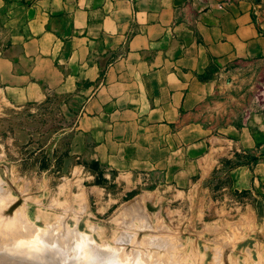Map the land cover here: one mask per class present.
<instances>
[{"label": "crops", "instance_id": "obj_1", "mask_svg": "<svg viewBox=\"0 0 264 264\" xmlns=\"http://www.w3.org/2000/svg\"><path fill=\"white\" fill-rule=\"evenodd\" d=\"M253 7L0 0V85L63 98L84 150L115 170L177 185L221 172L229 189H259L264 104L217 84L234 64L264 63V21Z\"/></svg>", "mask_w": 264, "mask_h": 264}, {"label": "rangeland", "instance_id": "obj_2", "mask_svg": "<svg viewBox=\"0 0 264 264\" xmlns=\"http://www.w3.org/2000/svg\"><path fill=\"white\" fill-rule=\"evenodd\" d=\"M247 1L253 3L256 15L264 21V0ZM217 84L229 86L232 95L241 97L247 105L260 106L261 101L264 104V63L234 64ZM36 96L33 100L31 94L28 98L14 88L0 85V184L4 195L11 196L7 204L14 201L5 208L7 214L0 213L1 224L16 220L13 225L17 224L18 232L30 236L42 228L56 226L61 231L66 225L71 231L77 225L80 232L93 235V243L122 245L119 254H124L127 261L133 249L140 248L147 257L145 249L150 245L146 243L156 235L174 242V249L181 248L183 262L217 264L223 254V264L264 263V182L259 189L235 190L228 188L221 172L177 185L151 172L115 170L97 159L95 152L84 150L78 116L68 110L63 98L46 89ZM132 204L143 209L138 211L140 219L131 220V224L140 226L127 228L131 229L130 235L133 233L130 238L128 235V242L116 241L118 235L127 232L122 219L129 220L126 208ZM144 219L147 221L142 223ZM5 225H0L1 231ZM167 235L175 239L171 241ZM187 255L190 256L186 258Z\"/></svg>", "mask_w": 264, "mask_h": 264}, {"label": "bare ground", "instance_id": "obj_3", "mask_svg": "<svg viewBox=\"0 0 264 264\" xmlns=\"http://www.w3.org/2000/svg\"><path fill=\"white\" fill-rule=\"evenodd\" d=\"M1 179V178H0ZM2 182V181H1ZM3 184V183H2ZM1 184H0V213H6L5 211V208L7 207V209L9 208V206H12V204L14 203L13 202H10L11 204H7V200H9V194L8 197L4 195L2 189H4L3 187L1 188ZM9 190V189H8ZM7 190V192H8ZM10 191V190H9ZM10 193V192H9ZM14 200V199H13ZM12 201V200H11ZM17 201V200H15ZM85 202V201H84ZM25 203V202H24ZM86 203V202H85ZM137 203V202H136ZM135 203V204H136ZM141 203V202H140ZM7 204V205H6ZM72 204V203H71ZM70 204V205H71ZM129 204V203H128ZM139 204V203H138ZM88 205V203H87ZM86 205V206H87ZM130 205V204H129ZM127 205L126 207V212L128 213L129 215V220L125 219H122V224L124 225L123 227H126V229L128 227H131V225L133 226V224H131V220L136 218V220L139 218H141V206L140 208H137V206L133 205L132 206H129ZM140 205V204H139ZM138 205V206H139ZM25 206V204H24ZM23 207V206H21ZM27 207V206H26ZM70 207V206H69ZM83 207V206H82ZM67 208V207H66ZM72 208V207H71ZM125 208V207H123ZM145 208V207H144ZM6 209V210H7ZM68 209V208H67ZM25 210V209H24ZM23 210V211H24ZM82 210V209H81ZM139 210L140 213L138 212ZM15 211H17L15 209ZM65 211H69V210H65ZM76 210H74L75 212ZM85 211V210H84ZM145 211H147V209H144V213ZM8 215H11L10 213L12 212V209L10 208L8 210ZM18 212V211H17ZM70 212V211H69ZM72 212V211H71ZM82 212V211H81ZM125 212V211H124ZM142 212V213H143ZM16 213V212H15ZM14 211H13V216H14ZM66 213V212H65ZM123 213V212H122ZM147 213V212H146ZM7 214V213H6ZM19 214V213H18ZM17 214V215H18ZM23 213H21L22 215ZM81 214V213H80ZM148 214V213H147ZM61 215V214H60ZM68 214H66L67 216ZM125 215V214H124ZM123 215V216H124ZM127 215V214H126ZM127 215V216H128ZM22 216H25V213L24 215ZM22 216H19V217H22ZM62 216V215H61ZM82 216V215H81ZM145 216V215H144ZM143 216V218H145ZM149 216V214H148ZM0 217H2V215L0 214ZM5 218H9V217H6V215H4ZM15 217H18L15 215ZM39 217V216H37ZM64 217V216H63ZM78 217V219L80 218L79 216L76 215V218ZM151 217V216H150ZM23 218V217H22ZM61 218V217H60ZM59 218V219H60ZM147 218V217H146ZM145 218V219H146ZM2 219V218H1ZM14 219V217H13ZM12 219V220H13ZM119 219V217H118ZM142 220L141 222L144 223L143 221H147V220ZM148 219V218H147ZM28 220V219H26ZM117 220V219H116ZM149 220V219H148ZM7 220H5V224L8 226V227H11L13 224H14V221L13 224L11 222H9V219H8V224L6 223ZM24 221V220H23ZM62 221V219H61ZM133 221V220H132ZM135 221V220H134ZM139 221V220H138ZM31 222V221H30ZM121 222V221H119ZM151 225L152 222L149 221ZM26 224V222H24ZM5 224H1L0 222V225H5ZM29 225V223H27ZM54 224V222H53ZM56 224V223H55ZM5 225V226H6ZM11 225V226H10ZM20 225V224H19ZM23 225V224H22ZM35 225V224H34ZM47 225V224H46ZM51 225V224H50ZM135 225V224H134ZM143 225V224H142ZM141 225V226H142ZM149 225V224H147ZM147 225H145L147 227ZM5 226H2L3 227V231L0 230V264H194L193 263V260H192V263H188V260L186 262H183V260L181 259V248L179 249V247H175L174 249V242L171 244L169 243V241L167 242L164 241L167 237H165L164 240L162 239H158V238H164L163 236H153L151 238L148 239V243L150 245V248H146L145 249V252H148L147 253V257H144L142 255V251L141 249L139 248L138 250L136 249H133V254L131 255V259L130 261L126 260L125 257L122 255V254H119L121 249H122V245H116L114 247H111L112 245L111 244H107V246L105 247L103 242L100 244L98 243L97 241H94V243L92 242V238L91 239V236L93 235H90L88 233H83L80 232L79 230H77V225H76V228L75 229H71L69 226V228L71 229V231H68V229H66V225L64 226L63 225V228L61 231H59L58 229L56 230V226L52 229H39L38 231H34V235H28V234H21L20 232H18V226L16 224L13 225L10 229L9 228H4ZM6 226V227H7ZM33 226V225H32ZM52 226V225H51ZM54 226V225H53ZM97 227L96 224H94V227ZM121 226V225H120ZM135 226H138V225H135ZM140 226V225H139ZM138 226V228H139ZM150 226V225H149ZM236 226V225H235ZM21 227V226H20ZM35 227H37L35 225ZM57 227H60L59 225ZM62 227V226H61ZM90 227V226H89ZM93 227V225L91 226ZM95 227V228H96ZM122 227V228H123ZM144 227V226H143ZM145 227V228H146ZM151 227V226H150ZM1 228V227H0ZM17 228V229H16ZM22 229L20 230H23L24 227H21ZM32 228V227H31ZM30 228V229H31ZM40 228V227H39ZM137 228V227H136ZM135 228V229H136ZM153 228V227H152ZM151 228V230H152ZM35 229V228H34ZM60 229V228H59ZM97 229V228H96ZM92 230V229H91ZM125 230V229H123ZM131 230V229H130ZM130 230L127 229V232L129 233H121L123 234L121 237L120 235H116V239L118 237V239L116 241H127L129 240V238L131 237V234L130 235ZM133 230V229H132ZM139 230V229H138ZM150 230V228H149ZM24 231V230H23ZM29 231V230H28ZM126 231V230H125ZM134 231V230H133ZM132 231V232H133ZM144 231V230H143ZM235 231V230H234ZM238 231V229H237ZM31 232V231H30ZM138 232V231H137ZM136 232V233H137ZM140 232V231H139ZM239 232V231H238ZM25 233V232H24ZM98 233V232H97ZM237 233V232H236ZM235 233V234H236ZM66 234V235H65ZM69 234V235H67ZM240 234V233H239ZM128 235L129 238H128ZM146 235V234H145ZM148 235V234H147ZM150 235V234H149ZM154 235V234H152ZM238 235V233H237ZM135 236V235H134ZM137 236V234H136ZM168 236V235H167ZM157 237V238H156ZM170 239L171 238H174L175 237H172V236H168ZM148 238V237H147ZM177 238V237H176ZM115 238H113L112 242L114 241ZM145 239V238H144ZM232 239V238H231ZM95 240V239H93ZM147 240V239H145ZM144 240V241H145ZM169 240V239H168ZM233 240V239H232ZM115 241V242H116ZM171 241H173V239H171ZM170 241V242H171ZM108 242V241H107ZM123 242V243H124ZM179 242V240H178ZM229 242V241H228ZM227 242V243H228ZM232 242V241H231ZM96 243V244H95ZM144 243V242H143ZM142 243V244H143ZM176 240H175V246H176ZM102 245V246H99V245ZM110 245V247L108 248V246ZM136 245V244H135ZM177 246H178V243H177ZM226 246V244H225ZM228 246V245H227ZM182 247V246H180ZM138 248V247H137ZM183 248V247H182ZM126 249V248H125ZM131 249V247H130ZM129 249V250H130ZM144 249V248H143ZM180 252L179 253V257L177 256V250ZM132 250V249H131ZM122 252V251H121ZM176 252V253H174ZM222 252V251H221ZM183 254V253H182ZM130 255V254H129ZM146 256V255H145ZM185 256V255H184ZM184 256H183V259H184ZM190 256V255H187L186 258ZM194 256V255H193ZM128 257V256H127ZM196 257V256H195ZM218 257V256H217ZM185 258V259H186ZM190 258V257H189ZM194 258V257H193ZM191 257V259H193ZM195 259V258H194ZM197 259V258H196ZM226 260V258L224 259ZM223 260V254L220 255V258L216 261L217 264H223L224 262ZM254 262V261H253ZM258 262V261H257ZM249 263V262H248ZM256 263V262H255ZM254 263V264H255ZM201 264V263H199ZM236 264V263H235ZM264 264V263H263Z\"/></svg>", "mask_w": 264, "mask_h": 264}]
</instances>
